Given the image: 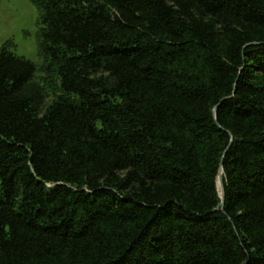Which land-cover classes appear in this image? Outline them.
I'll return each mask as SVG.
<instances>
[{
	"label": "trees",
	"instance_id": "obj_1",
	"mask_svg": "<svg viewBox=\"0 0 264 264\" xmlns=\"http://www.w3.org/2000/svg\"><path fill=\"white\" fill-rule=\"evenodd\" d=\"M30 2L41 78L0 47V264H264V0Z\"/></svg>",
	"mask_w": 264,
	"mask_h": 264
},
{
	"label": "rangeland",
	"instance_id": "obj_2",
	"mask_svg": "<svg viewBox=\"0 0 264 264\" xmlns=\"http://www.w3.org/2000/svg\"><path fill=\"white\" fill-rule=\"evenodd\" d=\"M39 28L37 11L30 0H0V47L12 40V51L37 68L36 80L42 75V59L37 53Z\"/></svg>",
	"mask_w": 264,
	"mask_h": 264
},
{
	"label": "water",
	"instance_id": "obj_3",
	"mask_svg": "<svg viewBox=\"0 0 264 264\" xmlns=\"http://www.w3.org/2000/svg\"><path fill=\"white\" fill-rule=\"evenodd\" d=\"M222 168H220V171H219V174H218V177H217V183H220V192H219V190H218V184H217V190H218V192H219V195H220V198H221V209H222V207H223V203H224V190H223V185H222V177H221V175H222Z\"/></svg>",
	"mask_w": 264,
	"mask_h": 264
},
{
	"label": "bare ground",
	"instance_id": "obj_4",
	"mask_svg": "<svg viewBox=\"0 0 264 264\" xmlns=\"http://www.w3.org/2000/svg\"><path fill=\"white\" fill-rule=\"evenodd\" d=\"M217 184H218V190H219V192H220V189H221V188H220V183H217Z\"/></svg>",
	"mask_w": 264,
	"mask_h": 264
}]
</instances>
